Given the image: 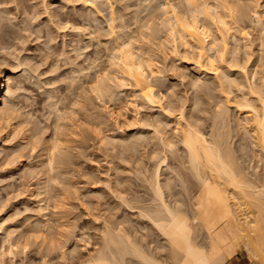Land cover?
Masks as SVG:
<instances>
[{"label": "bare ground", "instance_id": "6f19581e", "mask_svg": "<svg viewBox=\"0 0 264 264\" xmlns=\"http://www.w3.org/2000/svg\"><path fill=\"white\" fill-rule=\"evenodd\" d=\"M144 1L148 2L145 3L147 4L146 6H143L145 9L149 10L153 7L150 2L152 0ZM261 1L263 0H197L196 3L189 5L187 0H185L186 3L183 0L181 4L184 2L183 5H186H184V9L186 7L185 10H187L186 13L184 9H182L184 12L182 10L180 12L177 11L179 10L177 9L179 5L175 6L172 1V3L168 0L160 1L161 3L159 4L164 9L161 8L162 11H159L161 12L159 14L156 13L157 11L153 12L156 15L158 14L156 17L161 20L159 21L161 28H159V24L156 21L153 22L156 19V17L155 19L151 17L153 12L143 18L138 14V10L137 13H133L134 16L131 14L134 25L136 24L137 31H139L138 35H133L132 30L130 32L129 27L133 24L130 26L128 21L132 23L131 18L130 20L127 19L128 21L126 20V22L122 19L124 17L121 16L124 21L123 24L117 26L118 24L116 23L117 25L115 26L114 22L119 19H116L117 16L116 18L112 16L113 18L109 22V25H111L109 29L112 27L123 28L122 30L119 29L120 32L122 31L119 34L120 36L117 35V38H121V40L119 39L121 42H117L116 46L114 45L112 48L105 46L109 51L108 62H106L105 68L100 70L102 71L101 74L94 72L95 75L87 83L89 84V93H104L102 99H108L110 103H113L116 102L118 95L116 92L125 89L131 90V92L134 90L138 92L135 95L137 102H127L124 109L126 107L130 108V106L132 108L133 106L135 108L136 106H141L142 108V106L146 105V107L149 106L150 108L161 110L160 113L163 110L166 117L162 113V119H159V116L155 120H149L150 118L141 119L138 116L139 108H136L132 121L129 123L130 119H126L123 115L124 113L122 114L124 111H120V108V110L114 107L112 109L109 108L108 114H110L115 126L121 125L118 126L120 130L129 128L125 127V124L131 128L138 129L136 130L137 132H131L128 137H125V131L118 135H105L107 131H103L104 135L101 132L103 136L96 133L99 143L108 150H111L109 148L113 150L116 147L117 149L119 147L123 148L124 153L123 150L120 151L124 155L132 152L133 154H129L135 156L134 152H139V157H134V162L132 156L122 158V162L129 164L123 163L120 167L121 161L118 162L116 160L115 164H119L118 167L112 166L117 171L112 169L117 173L114 178L117 179V175H120L119 177L123 180L119 181L117 179V181L114 178H109L111 177V168H108L110 170L109 177H106L109 179V183L105 186L106 188L108 187V190L111 189L112 191L110 192H113L119 198L118 200L120 201L118 203L112 204L108 208L105 206L104 208L106 203L104 200L106 199H102V197H105L102 193L99 195L98 192L100 191L97 192L100 198H97L98 195L94 194L96 191L93 194L91 192L89 195L83 194L84 197L88 196V200H90L89 197L91 195H94V199H92L93 197L91 198L92 202L87 204L94 211L92 216L94 217V224L98 222L99 225L100 222V227L96 226V230L99 233L97 234L95 231L97 235L94 237L97 240V247L85 257L81 255L82 252L80 254L78 241H76L77 243L73 250L66 249L67 244L70 242L69 239H71L70 236L74 234L73 230H70L72 233L66 234L58 231L57 229L62 226L58 217V220L56 219L58 221L57 224L60 225V227L59 225L57 226L58 228L53 226L56 224L55 219V221L52 220L54 222V224L52 222L53 225L51 222L45 221L46 218L50 217H46V211L51 202L53 204L56 203L54 205L56 210L63 203L57 202V200L61 199L58 190L60 194H63V191L68 190L66 188L75 186L71 181L70 175L67 176L69 167L72 168V164L70 165L71 162L69 163V161L74 160L70 157L71 155L68 151L70 147L68 148L67 146L72 132L69 133L70 125L68 126L65 122L71 119L70 115L77 112V110L85 108L82 104L83 102H81L84 99H78L76 102L72 101V104L75 103L73 105H79L80 108L72 109V106L69 109L70 115L68 113L63 115L66 112L63 111L62 114L60 112L62 111L61 107H59L60 109L57 108L58 106L55 104L60 101H55L58 97L54 103L49 102L54 105L53 108L57 107L54 108L55 111L51 114H54L50 125L52 130L50 135L47 136L46 132H42L45 128L42 129L40 127L41 123L37 124V122L30 120L31 113L28 114V111L25 112L22 107H19L17 105L18 101L14 102L17 100V91H19L17 84L20 83V79L17 80L15 74L12 73V68H9L10 66L7 62L9 60L3 59L2 62L0 61V155L3 156V152H5V158H2V160H11V162L7 161L9 164H2L10 167L14 163L13 170L9 169V171L12 170L18 176H20L18 173H21L23 177H26V184L29 178L33 189L28 194L31 193L32 203H35V206L37 204L33 208L35 211L33 209L30 210L33 212L32 216L30 215L33 219L31 217V219H27L28 221L32 220V222L34 220V224L31 221L27 222L30 225L33 224L31 229L28 226L29 230H27V227L25 228L26 231L21 230L20 228L23 227H21L18 219L0 217V235L2 236L0 264H29V262L25 263V260L18 263L17 258L19 256V259L20 257L23 259L22 256L29 250L28 247L31 246L30 240L32 238L31 233L37 241L42 240L46 245L42 244L44 248L46 247L47 255L42 256L41 264H54L55 261L53 263L50 260L52 253L57 251L60 252V255H58L57 259L59 260L55 264H225L228 259L244 247L248 249L249 257H253L255 254L254 257L258 255L260 257V254H263V252L260 254L256 252L258 246H261L259 248L264 250V13L261 12ZM158 7L156 5L155 10ZM158 10L160 9L158 8ZM3 11L5 10L3 9ZM181 13L185 14L182 15ZM147 17L148 19H146ZM246 17L250 18V30H248L249 27L247 28V26L238 25ZM222 21L223 23H221ZM189 28L194 30L189 31ZM125 29L130 33L127 30L124 31ZM252 31L255 32L253 33ZM112 32L113 30L111 34ZM161 33H164V36L158 38ZM255 33L257 35L253 38L252 34ZM111 34L110 36H112ZM155 41L159 42L161 49L166 48V50L172 51L171 54L173 56H175L173 53H180V47L187 52H193L195 55V59L192 60L194 63L192 64L195 66L194 70L198 73V76L196 80L190 82L191 88H195V94L189 99L181 98L179 104L177 106H174V104L169 106V110H165L162 103L166 102L168 98L170 99L171 95L173 97V94H164L160 91L161 88L156 91L157 83L154 84L151 80L160 74L158 72L159 67L157 68L158 64L156 65V58L154 57V59L150 52L154 50L151 48L152 44L157 47ZM256 41L258 43L257 51L252 49V45ZM106 42L110 45L108 40ZM1 43L2 39L0 37V46ZM63 51L65 52L66 49ZM64 52V57L67 55L66 60L68 56L71 58L70 55L73 52H70V55H68V51V54L65 52L66 55ZM163 52L161 51L162 54ZM255 52H257V55ZM77 53L79 54V52ZM77 53L76 56L78 55ZM168 53L170 54V52ZM169 54L166 56L164 52V58H168ZM241 54H244V57ZM190 55L192 56L193 54ZM183 57L185 58V56ZM183 57L182 59H184ZM72 60L73 58L67 60L70 65L72 63L75 64V61L73 62ZM25 62H28L26 58ZM139 68H143L144 71H137ZM87 69L83 71L86 72L88 71ZM105 72L108 73L107 76L104 75ZM78 74L80 76L81 72L79 71ZM209 76H211L210 82H213V85L210 84L209 80L205 83V78L208 79ZM155 78L154 80H156ZM121 80L131 85V87H121L119 83ZM157 81H159L158 78ZM207 83L211 86L207 85ZM93 85L96 86L95 89ZM148 88H152L154 91L145 96L143 93ZM198 88L199 90H197ZM212 90H214V93L210 92ZM19 92H21V89ZM48 97L50 98L51 96ZM138 102L139 104L137 105L136 103ZM232 110L244 116L243 119L240 117L241 119L238 118V121L235 120L238 131L236 135L234 133L236 131L235 127L232 125V120L234 121L231 114ZM175 111L178 113L176 114L177 116L173 114ZM123 116L124 118H122ZM120 118L124 119L123 125L120 123ZM172 122H176V124L174 123V129H170ZM101 129L103 128L101 127ZM3 131H5V135ZM39 135H41L42 139L39 138ZM44 136L47 137L44 138ZM26 151L27 153L29 152V156ZM25 153L28 161L32 158L30 155L37 154V156L34 155L36 160L28 163L27 161L24 162L26 158L23 160V154ZM118 158L119 156L116 159ZM145 159H148L150 166L149 164H143V162L147 161ZM131 162L132 164H130ZM133 163L134 166L140 167L137 170V176L140 175L138 177L142 179H139L136 173L133 174H135L136 180L137 178L142 180L139 182H143L141 186L144 184V191L146 190L145 194L147 197L141 196L140 193V195H137V192L130 197L126 195L129 192L131 194L132 187L130 188V186L132 185L129 186L130 189L127 188L131 182H128L126 177H122V173L124 171L129 173L131 169L132 172L136 171L138 168L135 169L134 167L133 169ZM73 166H75V163H73ZM14 176L12 175L13 180L10 178L11 181L10 179L5 180H9L10 184H12L11 182L17 178V176ZM106 179L105 181H107ZM128 179L132 180L130 177ZM23 180L24 178L21 179V181ZM97 180H100V178ZM2 181L5 182L4 180ZM126 181L128 184L123 183ZM70 183L73 185L71 186ZM55 185L66 188L61 192L60 189L62 188ZM139 186L137 185L138 188ZM29 187L31 188V186ZM54 187L58 188V190L56 189L57 193H55ZM75 188L77 187L75 186ZM139 192L141 191L139 190ZM117 198L114 197V201ZM63 199L62 197L61 201ZM100 199L102 200L100 201ZM46 201L48 204L50 203L48 207ZM102 201L105 202L104 205ZM106 201L109 202L108 199ZM27 205H29L26 208L27 211L33 207L30 204ZM124 209L127 212H131L130 215H125V211H122ZM51 210L56 212L54 209ZM52 211L49 212L53 213ZM55 214L52 217H56L57 214ZM8 218H12V220ZM23 221L25 222V220ZM64 225L66 224L64 223ZM42 249L40 253H43L44 250L42 251ZM251 251L256 253L253 252L254 254H252ZM47 256H50L49 260L46 259ZM263 256L264 254L261 257ZM43 257L45 258L43 259ZM260 258L258 260L260 262H256V264H263L264 259L261 258L263 261L261 262Z\"/></svg>", "mask_w": 264, "mask_h": 264}, {"label": "rangeland", "instance_id": "374dc122", "mask_svg": "<svg viewBox=\"0 0 264 264\" xmlns=\"http://www.w3.org/2000/svg\"><path fill=\"white\" fill-rule=\"evenodd\" d=\"M160 1H164V0H160ZM160 1L159 0L150 1L151 5L153 7L148 10V9H145V7H143V6L147 5L145 3H148V2H145L144 0H91V1L90 0L89 1L88 0H70V1H68V0H45V1L44 0H0V5H1L0 6L1 7L0 8V13H1L0 17H3V18H0V37L2 39V43H1L2 48L0 46V61L2 62L3 59L6 61L9 60V61H7L9 66H10L9 68L10 69L12 68V73L15 74L16 79L17 80L20 79L19 80L20 83L17 84L18 85L17 87H19V91L21 89V92L17 91L18 92L17 97L19 95L20 96L18 98L16 97L17 100L14 102L16 103L18 101L17 105H19V107H22L25 110V112L28 111L27 112L28 114L31 113L30 117H29V118H31L30 120L37 122V124L41 123L40 127L42 129L45 128V130L42 132H46L45 134L47 136H49L50 132L52 130L51 129L52 126H50V125L52 124V121H53V115L54 114L53 115H51V114H52V112L55 111L54 108L57 106H58L57 108L61 107L62 111H60V112L61 113L63 111L66 112L64 114L62 113L63 115H65V114L67 115V113L71 114V112H69L70 111L69 109L72 108L73 104H75V103L72 104V101L76 102L78 99H81V98L85 100V101L81 100V102H83L82 104H83V106H85V108H83V110H82V109H79L80 108V106H79L77 108V109H79V111L77 110V112L73 113L72 115L69 114L71 116L70 117L71 119H69L68 121L65 120V121H67L65 123H67L68 126L70 125L69 126V133L72 132L71 133L72 135H70L71 141L69 140V143L67 145L68 148L70 147L71 149L69 148V150L68 149L67 150L69 151V154L71 155V156L70 155L69 156L72 157L74 160V161H72L70 158L71 161H69V163L71 162L70 165L72 164L71 165L72 168L69 167L70 168L69 170L67 168L68 172L70 173L69 174L67 172L68 173L67 176L70 175L71 181L73 182V184L77 188L78 187L79 188L77 189V188H75V186H72L73 185V184H71L72 182L70 184L74 188L67 185V186H69V188H71L70 191H68L69 188H66L64 186L63 187L68 189V190L63 191L64 188L55 185L57 187L62 188V189H60V188L59 189L61 190V192L62 191L64 192L63 194H60L58 188L54 187V191H56V189H57L58 194L61 197V199L57 200V202L58 201L63 202L64 204L63 203L60 204L61 205L60 208L58 205V208L60 210L59 209L56 210L54 208L55 207L54 205H56V203L53 204L51 202L53 200L50 201L52 205L49 203L51 208H50L48 202L46 201L47 207L49 206L47 208V211H46L47 213L45 212L46 217L50 216L48 218L49 219L52 218V219H50L51 221L48 218H46V220L44 219L45 221L51 222V224H52V222L55 221L58 217L59 223L62 225L61 228L57 227L59 225V224H57L58 219L56 220V224H54V222H53L54 225L53 224L52 225L56 226V228H58L57 230L60 231L61 233H63V232H64V234L69 233V232L72 233V231H70V230H73L74 234L72 236H70L71 239H69V241H70V242L68 241L69 243L67 242L68 244L66 246V249L73 250L76 246V243H77L76 241H78L79 242L78 244L80 245V254L82 252L81 255L84 257H85V255L87 256L91 250H93L94 248L97 247L96 246L97 240L94 237H95V235H97L99 233L96 230V228H97L96 226L100 227V222H99V225H98V222L95 223L96 225L94 224V222H95L94 217H92L94 215V211H93V209H90V207H89L90 205H88L89 203L92 202L91 198L94 195L93 196L91 195V197H89L90 200H88V198H87L88 196L84 197L83 194L89 195V194H91V192L93 194V192L96 191V193H94L95 195L96 194L98 195V193H99V195H100V193H102L104 195L105 198L102 197L103 200L108 199V201H109V199H111L109 202L104 200L108 205L104 201H102L103 205L105 203L104 208H105V206H107L106 208H108V207H111L112 204L114 205L115 203H118L120 201V200H118L119 198H117V196H115V194L113 192H112L113 194L110 192V191H112L111 189L108 190V187L106 188V186H105V185H108V183H109V181H108L109 179L106 176L109 177L108 174L111 170V172H113V173L110 172L111 177H109V178L116 177L115 175L117 173L114 172L116 170L113 169L114 167H112V166L118 167V164H119L118 162L121 161L122 158H124V157L128 158V156L129 157L132 156L133 157L132 160L134 162V159H135L134 157H139V152L138 153L134 152V154H136L134 156V155H132L133 153L129 152V150H128V152L132 153V154L126 153L127 152L126 151L125 152L126 154L124 155L121 153L123 148L119 147L117 149V147H116L113 150H112V148H109L111 150H108L103 145L101 146V144L99 143L98 138L96 136L98 133H99L98 135H100L101 132H103V131L104 132L107 131L106 134L103 132V135L104 134L105 135H107V134L108 135H118L122 131H125V137H128V136H130L129 134L131 132L132 133L137 132L136 130L138 129V128L137 129L131 128L130 126H127L125 124V127H129V128H126V129L122 128V130H120V127H118V126H121V125L115 126L112 118L110 117V114H108V111H110L109 108H111V109L113 107L116 109L120 108L121 109V110L119 109L120 111H124V112H122V114L124 113L123 115L125 116V118L128 120L130 119L128 121L129 123H130V121H132L134 110L136 108L137 109L139 108L138 109L139 110L138 116L141 119L142 118L143 119H149L150 118L149 120H155V119H158L157 116H159V119H162V117H163L162 113H164L163 110H162V113H160L161 110L156 109V108L153 109V108H150L149 106L146 107V105L142 106V108H141V106L140 107L136 106V108H135V106H133V108H132V106H130V108L126 107L128 109L125 110L126 108L124 109V107L127 104V102H130V103L133 101L137 102L135 100V98H136L135 95H137L138 92L134 91V90H132V92H131V90H126V89L120 90V92L119 91L116 92L118 94V95L116 94L118 97V98L116 97V102L110 103L108 101V99H103L104 102L100 103L97 101L96 97L93 94H91V92L89 93V91H90L89 90V84H87V83H89V80H91L92 76L95 75L94 72H97V74H101L102 71H100V70L101 69L103 70V68H105V64H107L106 62H108L107 56H109V51L107 48L108 47L112 48V47H114V45L116 46V43L117 42L119 43V41L121 40L120 37L117 38L118 37L117 35L122 33V31L120 32L119 29L122 30L123 28L121 29L120 27L119 28L118 27L117 28L112 27L109 29V27L111 26V25H109L110 24L109 22L111 21V19L114 16H115L114 18H116V16H117L116 19H119V20H116L114 22V25L116 26L118 24L117 26H121L124 21H126L127 19L130 20V18H131L133 21L132 23H130V21L127 20L128 23L130 24V26H131V24H133L131 27H129L130 32L132 30L133 35L134 34L138 35L139 31H137V26H136V24L134 25V20L131 16L132 15L134 16V14H135L134 12L137 13V10H138V14H140V16H142V18L147 16L148 14H151L153 11H157L156 13H158V14L161 13L159 11H162V9H164V8H162L160 6V4H159V3H161ZM165 1H167V0H165ZM168 1L174 2L173 4L175 6L177 4L179 5L177 7V9H179V10L176 9L177 11L180 12L182 9H184L185 4L183 5V3L185 2V0H184V2H182V4H181V1H183V0H168ZM260 4H261V6H260L261 12L264 13V0L261 1ZM156 5H157V7L159 5L158 8L160 10H158V8L155 10ZM3 9L5 11H3ZM185 9H186V7H185ZM184 10H182V11L184 12ZM186 12H187V10H185V13ZM156 13L153 12L151 17H153L155 19V17L158 15V14L156 15ZM185 13H181V14L184 15ZM89 16H91V17H89ZM121 16L124 17V18H122V19H124V21L121 19ZM93 17H94V20H93ZM118 17H120V18H118ZM146 19H148V17ZM155 21L159 24L160 23L159 21H161V20L158 17H156V19L153 20V22H155ZM14 24H16V25H14ZM67 24H69V25H67ZM65 25H67V26H65ZM238 25L247 26V28L249 27L248 30H250V18L249 17L243 18L238 23ZM158 26H159V28H161L160 24ZM112 30H113V32L111 34ZM126 30L127 29H125L124 31H126ZM127 32L130 33L128 30H127ZM50 33H51L53 38L51 37ZM106 33L108 34V36ZM110 34L112 36H110ZM256 35H257L256 33L252 34L253 38ZM160 36H164V33H161L160 35H158V38ZM80 39L82 42L80 41ZM107 40H108V42H110V45L107 44V42H106ZM157 41H159V40L157 39ZM155 43H157V42L155 41ZM257 44L258 43L256 41L252 45V49L255 51H257V48H256ZM84 45L85 46L88 45V46H86V48H85ZM152 45H151V48H153L154 50L150 48L151 50H153L150 52H151L153 58L154 57L156 58V59L155 58L154 59L156 60V65L157 64L159 65V66L157 65V68L159 67L158 72L160 74H158V76H156V78L154 77L156 80H154V78L151 80H152V83H154V84L157 83L156 88H155L156 91L160 90V88H161L160 91L163 92L164 94H169V95L171 93L173 94V97H172V95H171V97L169 96L170 99L168 98L166 100V102L162 103L163 108H165V110H167V109L169 110V106H173V104H174V106H177L179 104V100L181 98L189 99V98H192L193 95L195 94V88L192 89L191 88L192 86L190 85V82L196 80L197 79L196 77L198 76V73L194 70L195 66L192 64V63H194V62H192V60L195 59V55L193 52L191 53V51L190 52L188 51L189 52L188 53L187 51H185L183 48L180 47L179 48L180 53H178V54L173 53V54H175V56H173L171 54L172 51H169L168 49L166 50V48H164L166 51L164 49H161L162 47L160 46L159 42L156 44L159 49L157 47H154L155 44L153 46ZM105 46L107 48H105ZM79 47L85 48V49H81V48L78 49ZM149 47H150V45H149ZM69 48H71V49H69ZM65 49H66V51H65L66 53H67V51L69 52V54L67 53L68 55H70V52L71 53L73 52L70 55L71 58L68 56L69 58L67 57V60L73 58L72 61L73 62L75 61L74 63L76 64V66L73 63H72L73 65L72 64L70 65V63L65 59L67 56L66 53L63 51ZM70 50H72V51H70ZM161 51L162 52L164 51L165 55H166L167 51L170 52V54L167 52V55H166V56H168V54H169V57L164 58V56H163L164 52L162 54ZM243 51H242V53H243ZM63 52L66 55L65 57L63 55ZM77 52H79V54ZM76 53L78 54L77 56H76ZM256 53L257 52H255V54ZM180 54H181V56H180ZM190 54H193V55L191 56ZM10 55H12V56H10ZM241 55H242V57H244V54H241ZM28 56H30V57H28ZM183 56H185V58ZM182 57L184 59H182ZM191 57H192V59H191ZM25 58H26V61H28V62H25ZM28 58H30V59H28ZM176 58H178V59H176ZM173 59H175V60H173ZM188 59H189V61H188ZM165 60H167V61H165ZM32 61H34V62L32 63ZM70 62H71V60H70ZM66 63H68V64H66ZM15 65H18V66H15ZM92 65H94V66H92ZM19 66H21V67H19ZM38 66H39V68H38ZM57 66H59V67H57ZM172 66H174V67H172ZM33 68H35V69H33ZM37 68H38V70H37ZM84 68L85 69L88 68L87 69L88 71H86V72L83 71V70H85ZM89 68H90V70H89ZM91 68H92V70H91ZM30 70H32V71H30ZM53 70H55V71H53ZM78 70L81 72L80 76H78L79 75ZM28 71H29V73H28ZM87 73H88V77H87ZM85 74H86V76H85ZM183 74H184V76H183ZM75 76H76V78H75ZM210 77L211 76H209L208 79H206L207 78V76H206L205 83L208 80L210 82V80H211ZM157 78L159 81H157ZM73 79H74L75 84H73L74 83ZM75 79H76V81H75ZM186 81H189V82H186ZM160 83H161V85H160ZM72 84H73V86H72ZM210 84L213 85V82L212 83L210 82ZM210 84L207 83V85L211 86ZM212 87H214V86H212ZM83 89H85V90H83ZM211 89H213V88H211ZM197 90H199V88ZM213 91L214 90H212L210 92H213ZM21 93L23 96L21 95ZM52 93H53V95H52ZM48 96H51L50 98H52V99H50ZM53 96H54V98H53ZM76 97H77V99H76ZM78 97H80V98H78ZM48 99H49V101H48ZM55 99H56V101H55ZM86 99H87V101H86ZM54 101L55 102L60 101V102L55 104L57 106H55L53 108L54 105H52V103H54ZM49 102H52V103L50 104ZM69 102H71V103H69ZM169 102L171 103V105ZM84 103H85V105H84ZM67 104L69 107L67 106ZM136 104L138 105L139 102ZM63 106H64V108H63ZM74 108H76V107H73L72 109H74ZM172 112H174V111H172ZM178 113H179V110H178ZM178 113H177V111H175V113H173V114L176 115ZM161 114H162V117H161ZM231 114H232V118H234V121L232 120V123H233L232 125H233V127H235L234 129L236 131L234 133L236 135V133L238 131L236 128L237 124H235V122H236L235 120L238 121V118L243 119L244 116L235 110H232ZM239 114H240V116H239ZM165 115L166 114L164 113V116ZM124 116L122 118H124ZM122 118H120L121 124L123 123V120H124ZM235 118H237V119H235ZM97 120H99V121H97ZM99 122H101V123L99 124ZM174 123L176 124V122H172L170 124V127H171L170 129L175 128ZM101 127L103 129H101ZM100 129H101V131H100ZM5 131H3L4 135H5ZM74 134L76 135V137ZM0 135H1V133H0ZM40 136L41 135H39V138H41ZM47 136H44V138ZM4 153L5 152H3V156L0 155V174L1 173L4 174V176H3V174H1L3 176V178L0 175V177H1V179H0V217H5L6 219H7V217H12L13 219H18L20 221L21 227H23L20 229L21 230L23 229V231H26L25 230L26 227H27V230H29L28 226L31 229V226L34 224V220H33V222H32V220H29V221H31V223H33L31 225H30V223H27V222H29L27 219L28 218L31 219L32 218L31 216L33 214V212H31L30 210L37 206V204L35 206V203H32L31 193L28 194L29 191L33 189V186L31 185L29 178L27 179L28 182L26 181L27 182V184H26L25 183L26 177H23V175L21 173H18L20 175V176H18L17 173L14 174L12 172L14 163H13V165L10 166L11 168L8 165H5V164H9V162H11V160L10 161L7 160V161H9L8 163H7V161H5L6 159L2 160V158H5ZM26 153H27V151H26ZM26 153L23 154L24 155L23 160L26 158V160H24V162L27 161V163H28L29 161H32V160L35 161L36 160L37 154H34V155H36L35 158H34L33 154L30 155L32 158L29 157L30 159L28 161V158L25 156ZM123 153H124V150H123ZM27 155L29 156V152L27 153ZM118 156H119V158L116 159ZM16 157H18V156H16ZM113 158L115 161L112 160ZM16 159H18V158H16ZM14 160H15V157H14ZM116 160L118 161L117 162L118 164H115ZM145 160H147V161H145ZM145 160H144L145 162H143V164L144 163L146 165L149 164V166H150L148 159H145ZM12 162H14V161L12 160ZM72 162L75 163V166H73ZM2 163H5V164H2ZM123 163L126 165L129 164V163H125V162L121 161V163L119 164V167ZM130 164H132V162ZM135 165H136V163H135ZM173 165H175V164H173ZM1 166H3V167H1ZM130 166H132V165H130ZM132 167H133V169H134V167H135V169L136 168H138V169H136V171L134 170L135 172L134 171L132 172V169H131L130 172H132V173H130V172L126 173L127 171L126 172L124 171V173H122L123 176L121 175L122 177H126V180H128V182L132 183V184L131 183L128 184L127 181L123 182V183L128 184V186L125 185V186H127L128 189H130L132 187V191L129 190V191H131V194L129 192L126 195H127V197H130L132 194H135L137 192V195L140 193L141 196L143 195V196L147 197V195L145 194L146 190L144 191V186H143L144 184L142 185L143 188L141 186V183H143V182H141V183L139 182V181H142V180H139L142 178L138 177L140 175L137 176V170H139L140 167L134 166V163H133ZM108 168L109 169L111 168V169L109 170ZM9 169H12V170L9 171ZM9 172H11V173H9ZM133 173H136V176L139 179L137 178V180H136V176ZM8 174L10 177L8 176ZM12 175L17 176V178H15L16 180L12 181L11 182L12 184H10V181L12 179ZM117 176H118L117 179L119 181L123 180L122 178L119 177L120 175H117ZM127 176H128V178L130 177L133 180V182H132V180L128 179ZM22 177L24 178V180H23L24 182L21 181V179H23ZM91 178H93V179H91ZM99 178L102 181L97 180ZM5 179L6 180L10 179V181L9 180L6 181ZM18 179H20V180H18ZM105 179L107 181H105ZM114 179H116V178H114ZM2 180H4L6 183L3 182ZM106 182H107V184H106ZM8 184H9V186H8ZM130 185H132V186H130ZM133 185H134V188H136V189L133 188ZM137 185L138 186L140 185L139 188L141 187L142 189L141 188L139 189L137 187ZM29 186H31V188ZM129 186H130V188H129ZM73 189H75V190H73ZM85 189H87V190H85ZM133 190H135V191H133ZM139 190L141 192H139ZM98 191H100V192H98ZM55 193H57V191ZM63 195H66V196H63ZM99 195L97 196V198L99 197ZM113 196L117 198V199H115L116 201H114ZM62 197L64 198L63 201H61ZM83 197H84V199H83ZM85 198L87 199V201ZM92 199H94V197ZM102 199H100V201ZM109 203H111V204H109ZM27 204H30L31 207L33 206L32 208H29L28 211L26 210V208H28V206H29ZM91 206H92V204H91ZM49 208H50V210H49ZM51 209H54L56 212H53ZM87 209H88V211L90 209L89 213H88ZM91 210H92V212H91ZM49 211H52L54 214L56 213L57 214V215L55 214L56 217H52V216H54V214L49 212ZM122 211L126 212V213L124 212L125 215H130V213H131V212H127L125 209ZM48 212H49V214H48ZM27 213H28V215H27ZM90 213H93V214H90ZM127 213H129V214H127ZM12 218L11 219L8 218V219L12 220ZM60 218H61V220H60ZM23 220H25V222ZM22 223H23V226H22ZM64 223L66 225H64ZM59 227H60V225H59ZM95 231L97 234L95 233ZM30 235L32 237L30 240L31 246L28 247L29 250L26 251L27 254L25 253V255L22 256L23 259H21V257L19 259V256H18L17 261L19 263L20 261L25 260V263L29 262V264H39V263L41 264L42 256L47 255V252L45 251L46 247L44 248L45 244L42 242V240L40 241L38 239L39 241H37L34 238V236H32V233ZM1 242H2V236L0 235V250L2 247ZM42 244H44V245H42ZM39 247L44 248V249H42V248L41 249H42V251L44 250L46 252V254H44L45 253L44 251H43V253L42 252L40 253L41 249ZM259 247H261V246H258V249H260V250L258 251V249L256 248V252L258 254L263 252V254H264V250H262V248H259ZM247 250L248 249L245 247L240 249V251L237 254H235L233 257L228 259L225 262V264H235V263H238V264H256V262H260L258 260L263 254H260L261 255L260 257H258L259 255L254 257L256 254L253 255V257L252 256L249 257L250 254L248 253ZM57 252L52 253L50 261H52V262L55 261V263H56L59 260L57 258L59 257L58 255H60V252H58V254H57ZM253 252L254 251H251L252 254L256 253V252H254V253ZM19 255H21V254H19ZM263 257H261V258L264 259ZM44 258L45 257H43V259ZM48 258L50 259V256H47L46 259H48ZM261 258H260V260H261ZM55 259H57V260H55ZM255 259H257V260H255ZM254 260H255V262H254ZM52 262H50V263H52ZM261 262H263V261L261 260ZM263 264H264V262H263Z\"/></svg>", "mask_w": 264, "mask_h": 264}, {"label": "snow or ice", "instance_id": "6c2138e0", "mask_svg": "<svg viewBox=\"0 0 264 264\" xmlns=\"http://www.w3.org/2000/svg\"><path fill=\"white\" fill-rule=\"evenodd\" d=\"M196 2H197V0H187V3H188L189 5H191V4H193V3H196ZM221 23H223V21H222ZM188 30H189V31H193L194 29L189 28ZM245 35H247V33H245ZM126 47H127V45H126ZM186 47H187V45H186ZM213 47H215V45H213ZM137 71L143 72L144 70H143V68H139V69H137ZM104 75L107 76L108 73L105 72ZM153 75H155V73H153ZM119 83H120L121 87H123V88H130V87H131V85L125 83L123 80L119 81ZM95 87H96V86L93 85V88H94V89H95ZM153 91H154V89H152V88H148L147 91L144 92L143 94H144L145 96H148V95H149L150 93H152ZM93 95L96 97V99H97L98 102H100V103H103V102H104L103 99H102V97L104 96V93H96V92H94ZM149 102L151 103V101H149ZM73 107H79V105H73Z\"/></svg>", "mask_w": 264, "mask_h": 264}, {"label": "crops", "instance_id": "0c3cea01", "mask_svg": "<svg viewBox=\"0 0 264 264\" xmlns=\"http://www.w3.org/2000/svg\"><path fill=\"white\" fill-rule=\"evenodd\" d=\"M235 264H238V263H235Z\"/></svg>", "mask_w": 264, "mask_h": 264}]
</instances>
